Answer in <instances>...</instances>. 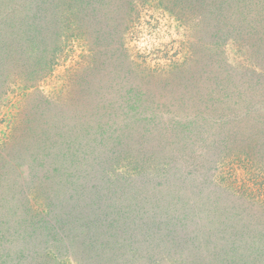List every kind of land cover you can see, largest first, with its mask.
<instances>
[{"label":"rangeland","instance_id":"1","mask_svg":"<svg viewBox=\"0 0 264 264\" xmlns=\"http://www.w3.org/2000/svg\"><path fill=\"white\" fill-rule=\"evenodd\" d=\"M231 247L264 264V0H0V264Z\"/></svg>","mask_w":264,"mask_h":264},{"label":"trees","instance_id":"2","mask_svg":"<svg viewBox=\"0 0 264 264\" xmlns=\"http://www.w3.org/2000/svg\"><path fill=\"white\" fill-rule=\"evenodd\" d=\"M218 243L219 242H215L213 240V247H218ZM233 243H236L233 239H232V244ZM171 247V246H170ZM226 250V248H224ZM229 251V249H227ZM231 251H229L230 253L229 254H226V255H229L230 257L232 255H234L235 258H237V262H239V264H248L250 261L248 260L247 263L246 262H243L245 259L243 258L244 255H241V251L238 252L237 249H233V247L230 248ZM254 250L257 251V252H261L263 249H260V247L257 246V243L255 244V247H254ZM146 259L149 260V254H146L145 256ZM153 261V260H152ZM150 261V262H152ZM226 261V258L224 260V263Z\"/></svg>","mask_w":264,"mask_h":264}]
</instances>
